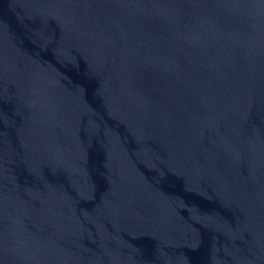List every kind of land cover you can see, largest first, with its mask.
<instances>
[{
  "label": "water",
  "instance_id": "95a60500",
  "mask_svg": "<svg viewBox=\"0 0 264 264\" xmlns=\"http://www.w3.org/2000/svg\"><path fill=\"white\" fill-rule=\"evenodd\" d=\"M0 264H264V0H0Z\"/></svg>",
  "mask_w": 264,
  "mask_h": 264
}]
</instances>
